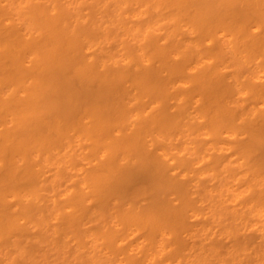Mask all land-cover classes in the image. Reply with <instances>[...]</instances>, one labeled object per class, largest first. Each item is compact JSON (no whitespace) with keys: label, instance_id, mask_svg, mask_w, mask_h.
Wrapping results in <instances>:
<instances>
[{"label":"bare ground","instance_id":"6f19581e","mask_svg":"<svg viewBox=\"0 0 264 264\" xmlns=\"http://www.w3.org/2000/svg\"><path fill=\"white\" fill-rule=\"evenodd\" d=\"M0 264H264V0H0Z\"/></svg>","mask_w":264,"mask_h":264}]
</instances>
